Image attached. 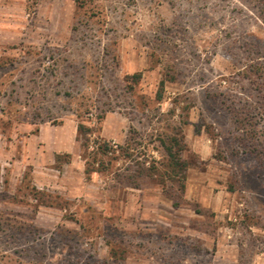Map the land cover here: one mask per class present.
Listing matches in <instances>:
<instances>
[{"label": "rangeland", "instance_id": "374dc122", "mask_svg": "<svg viewBox=\"0 0 264 264\" xmlns=\"http://www.w3.org/2000/svg\"><path fill=\"white\" fill-rule=\"evenodd\" d=\"M0 264H264V0H0Z\"/></svg>", "mask_w": 264, "mask_h": 264}, {"label": "trees", "instance_id": "16d2710c", "mask_svg": "<svg viewBox=\"0 0 264 264\" xmlns=\"http://www.w3.org/2000/svg\"><path fill=\"white\" fill-rule=\"evenodd\" d=\"M162 145L164 146L165 145V142H162ZM107 145L105 144L104 147H103V152H107ZM165 157L168 159V163H170V165L173 167L172 168V173H171V179L173 180H176V182L179 184L180 186V189L183 191L184 189V185H183V182H184V173L185 170H186V165L184 163H181L179 161V158L175 157L173 154H172V149L171 148H168V147H165ZM176 167H179V171H176L175 168ZM181 169V170H180ZM141 172L139 173V175H136L134 177V179L136 180V178L138 176H140ZM133 178V177H132Z\"/></svg>", "mask_w": 264, "mask_h": 264}]
</instances>
